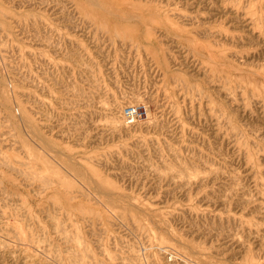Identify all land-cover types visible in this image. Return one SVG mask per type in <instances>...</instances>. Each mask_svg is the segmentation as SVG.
I'll return each mask as SVG.
<instances>
[{
    "label": "rangeland",
    "instance_id": "obj_1",
    "mask_svg": "<svg viewBox=\"0 0 264 264\" xmlns=\"http://www.w3.org/2000/svg\"><path fill=\"white\" fill-rule=\"evenodd\" d=\"M164 248L264 264V0H0V264Z\"/></svg>",
    "mask_w": 264,
    "mask_h": 264
},
{
    "label": "built area",
    "instance_id": "obj_2",
    "mask_svg": "<svg viewBox=\"0 0 264 264\" xmlns=\"http://www.w3.org/2000/svg\"><path fill=\"white\" fill-rule=\"evenodd\" d=\"M146 114V111L144 109L143 106H128L126 108H123L122 110V115L125 121L127 122H133L134 120L138 119V118H142L144 117ZM164 251H166L167 254V260L168 261H172L174 263L179 262L180 264H189L188 263V259L185 258L184 256L175 254L173 252V254L175 255H170L172 251L168 250L167 248L163 249Z\"/></svg>",
    "mask_w": 264,
    "mask_h": 264
},
{
    "label": "bare ground",
    "instance_id": "obj_3",
    "mask_svg": "<svg viewBox=\"0 0 264 264\" xmlns=\"http://www.w3.org/2000/svg\"><path fill=\"white\" fill-rule=\"evenodd\" d=\"M129 106H133V105H129ZM126 107H128V106H126ZM126 107H124V108H126ZM122 118H123V115H122ZM123 120H124V118H123ZM125 121V120H124ZM175 254H178V253H175ZM171 255H174L173 254V252L171 253ZM178 255H181V256H183L182 254H178ZM175 256V255H174ZM185 257V256H184ZM186 258V257H185ZM188 259V258H187ZM189 261H188V263L189 264H198L196 261H193V260H191V259H188Z\"/></svg>",
    "mask_w": 264,
    "mask_h": 264
}]
</instances>
